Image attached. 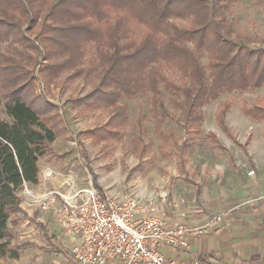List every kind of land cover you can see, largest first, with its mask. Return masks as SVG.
<instances>
[{
	"label": "trees",
	"instance_id": "16d2710c",
	"mask_svg": "<svg viewBox=\"0 0 264 264\" xmlns=\"http://www.w3.org/2000/svg\"><path fill=\"white\" fill-rule=\"evenodd\" d=\"M232 1L0 0V26L8 17L9 26L21 27L17 14L32 24L40 18L50 45L47 54L48 50L52 53V45L55 55L67 54L64 60L52 62L48 67L51 74L77 65L92 49L95 63L101 66L99 82L84 99L115 106L102 134L117 136L118 127L127 120L126 104L118 103L125 96L149 94L150 112L161 124L171 115L164 97L169 93L183 109V118L196 123L203 119L205 104L224 94L264 85V48L250 47L231 36L226 11ZM11 58L17 61L15 56ZM36 99L26 84L4 96L11 120L0 118L1 257L19 256L20 244L12 246L5 240L12 214L23 211L18 192L25 184L38 182L39 158L52 152L56 127L62 123L55 104L36 105ZM225 103L231 100L227 98ZM237 105L248 117L264 121V106L252 108L245 100ZM221 113L217 111V117ZM220 123L224 126L223 119ZM192 144L185 141L177 146L179 164L184 163Z\"/></svg>",
	"mask_w": 264,
	"mask_h": 264
},
{
	"label": "rangeland",
	"instance_id": "374dc122",
	"mask_svg": "<svg viewBox=\"0 0 264 264\" xmlns=\"http://www.w3.org/2000/svg\"><path fill=\"white\" fill-rule=\"evenodd\" d=\"M17 16L21 27L9 26L8 17L0 26V118L11 120L4 96L24 84L37 96L36 105L50 102L57 106L62 123L56 127L58 136L51 143L52 152L46 155L50 169L56 171L53 179L63 182L72 175L79 187L92 183L117 199L131 195L154 206H171L176 201H199L203 192L223 193L264 176V121L248 117L237 105L245 100L252 108L264 106V85L224 94L205 104L201 108L203 119L196 123L183 118V109L175 105L169 93L164 97L171 115L161 124L150 112L149 94L125 96L118 103L127 106L126 122L118 127L117 136H104L102 128L110 121L115 106L95 98L84 99L99 82L101 66L95 63L94 51L90 48L77 65L51 74L48 67L67 54L55 55L54 45L52 53L48 50L47 54L50 45L44 39L47 30L40 18L32 24ZM226 17L233 39L264 48V0L232 1ZM14 56L17 61L12 60ZM202 62H206L205 56ZM227 98L231 103H225ZM185 141L194 144L181 165L177 146ZM252 170L254 173L249 174ZM18 194L24 201L23 188ZM36 209L34 206L33 212ZM23 212L12 214L5 238L12 246L20 244L19 255L27 246L42 243L45 229L37 222H28ZM34 257L32 251L29 259ZM19 258L7 260L9 264H23Z\"/></svg>",
	"mask_w": 264,
	"mask_h": 264
},
{
	"label": "crops",
	"instance_id": "0c3cea01",
	"mask_svg": "<svg viewBox=\"0 0 264 264\" xmlns=\"http://www.w3.org/2000/svg\"><path fill=\"white\" fill-rule=\"evenodd\" d=\"M50 164L46 156L39 158L38 182L27 184L29 188L62 190L65 185L60 178L42 181V174ZM21 207L28 222L45 227L43 242L27 246L19 255L22 263L75 264L71 249L79 238L64 233L52 211L36 209L33 212L34 206H29L25 200L21 201ZM155 209L169 228L186 224L205 229L200 235L187 236L189 247L186 249L163 246L161 251L168 259L183 264H264V176L257 182L241 184L223 193L203 192L199 201H176L171 206L164 203ZM215 215H219L220 220L210 225ZM32 251L35 257L30 260ZM7 259L9 257L0 256V264H9ZM107 264H119V261L110 260Z\"/></svg>",
	"mask_w": 264,
	"mask_h": 264
},
{
	"label": "built area",
	"instance_id": "2783aa9c",
	"mask_svg": "<svg viewBox=\"0 0 264 264\" xmlns=\"http://www.w3.org/2000/svg\"><path fill=\"white\" fill-rule=\"evenodd\" d=\"M55 174L46 169L42 181ZM64 185L66 191H34L25 184L23 195L29 206L52 211L64 233L79 238L71 249L75 264H107L110 260H118L119 264H183L168 259L161 248L166 245L174 250L186 249L189 234L205 231L186 224L169 228L156 215L152 202L131 195L117 199L92 183L79 187L72 175L64 179ZM219 220L220 216L215 215L209 224Z\"/></svg>",
	"mask_w": 264,
	"mask_h": 264
}]
</instances>
